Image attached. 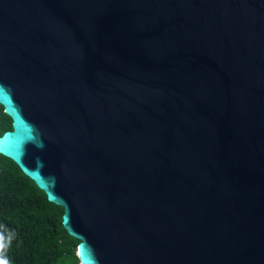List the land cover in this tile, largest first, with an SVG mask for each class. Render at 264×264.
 I'll use <instances>...</instances> for the list:
<instances>
[{
    "label": "water",
    "instance_id": "water-1",
    "mask_svg": "<svg viewBox=\"0 0 264 264\" xmlns=\"http://www.w3.org/2000/svg\"><path fill=\"white\" fill-rule=\"evenodd\" d=\"M0 105L79 264H264V0H0Z\"/></svg>",
    "mask_w": 264,
    "mask_h": 264
},
{
    "label": "trees",
    "instance_id": "trees-1",
    "mask_svg": "<svg viewBox=\"0 0 264 264\" xmlns=\"http://www.w3.org/2000/svg\"><path fill=\"white\" fill-rule=\"evenodd\" d=\"M11 128L0 105V136ZM62 215L63 207L0 154V235L9 264H79V241L63 228Z\"/></svg>",
    "mask_w": 264,
    "mask_h": 264
},
{
    "label": "clouds",
    "instance_id": "clouds-1",
    "mask_svg": "<svg viewBox=\"0 0 264 264\" xmlns=\"http://www.w3.org/2000/svg\"><path fill=\"white\" fill-rule=\"evenodd\" d=\"M3 240H4L3 236L0 235V264H9L8 260L5 259L3 256V249L5 247Z\"/></svg>",
    "mask_w": 264,
    "mask_h": 264
}]
</instances>
